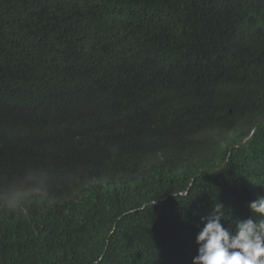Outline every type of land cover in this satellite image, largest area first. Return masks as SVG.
<instances>
[{
    "label": "trees",
    "instance_id": "16d2710c",
    "mask_svg": "<svg viewBox=\"0 0 264 264\" xmlns=\"http://www.w3.org/2000/svg\"><path fill=\"white\" fill-rule=\"evenodd\" d=\"M29 168L0 264H192L264 195V0H0V188Z\"/></svg>",
    "mask_w": 264,
    "mask_h": 264
},
{
    "label": "clouds",
    "instance_id": "9594fccd",
    "mask_svg": "<svg viewBox=\"0 0 264 264\" xmlns=\"http://www.w3.org/2000/svg\"><path fill=\"white\" fill-rule=\"evenodd\" d=\"M55 178L50 170L29 168L0 188V202L15 211L31 196L46 194ZM247 206L251 215L238 219L234 231L221 223L225 219L221 203L201 217L203 226L195 236L198 248L192 264H264V195Z\"/></svg>",
    "mask_w": 264,
    "mask_h": 264
},
{
    "label": "water",
    "instance_id": "95a60500",
    "mask_svg": "<svg viewBox=\"0 0 264 264\" xmlns=\"http://www.w3.org/2000/svg\"><path fill=\"white\" fill-rule=\"evenodd\" d=\"M254 130H255V128H253L252 130H251V132L248 134V136L240 143V144H238V145H235V146H242V145H244L249 139H250V137L252 136V134H253V132H254ZM233 147V146H232ZM231 147V148H232ZM228 161V160H227ZM227 161H226V163L222 166V167H220L219 169H221V168H224L225 166H226V164H227Z\"/></svg>",
    "mask_w": 264,
    "mask_h": 264
}]
</instances>
